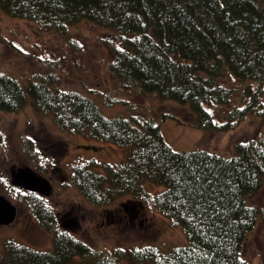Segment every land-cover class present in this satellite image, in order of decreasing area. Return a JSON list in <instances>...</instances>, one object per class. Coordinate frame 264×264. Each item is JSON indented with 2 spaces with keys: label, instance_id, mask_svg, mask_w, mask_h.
Segmentation results:
<instances>
[{
  "label": "trees",
  "instance_id": "obj_1",
  "mask_svg": "<svg viewBox=\"0 0 264 264\" xmlns=\"http://www.w3.org/2000/svg\"><path fill=\"white\" fill-rule=\"evenodd\" d=\"M0 10L47 30L64 31L82 19L116 30L122 46H112L108 68L121 88L178 101L194 126L228 131L249 115L264 125V0H0ZM99 95L108 104L128 103L110 92ZM29 98L59 126L127 148V160L106 163L105 172L93 168L95 160L74 167L75 185L89 202L144 198L184 226L187 242L166 251L97 249L59 227L45 197L12 185L17 198L29 195V208L54 240L45 250L8 240L0 264H246L242 244L258 221L264 225V202H256L264 189V131L237 142L230 156L176 150L153 117H107L83 92L44 79L24 88L0 72V109L17 111ZM33 166L47 172L39 161ZM146 182L165 188L151 195Z\"/></svg>",
  "mask_w": 264,
  "mask_h": 264
},
{
  "label": "rangeland",
  "instance_id": "obj_2",
  "mask_svg": "<svg viewBox=\"0 0 264 264\" xmlns=\"http://www.w3.org/2000/svg\"><path fill=\"white\" fill-rule=\"evenodd\" d=\"M121 39L116 30L88 19L67 24L64 31L47 30L33 20L0 10V72L17 79L24 88L31 80L44 79L63 90L83 92L94 99L107 117H153L176 150L205 148L230 156L235 154L237 142L264 131V125L254 115L247 116L232 130H204L192 124V113L176 100L159 99L156 93L145 94L138 87L123 90L122 81L108 68L114 57L112 46H122ZM100 92H110L116 98L123 96L128 103L108 104V97L102 98ZM25 103L13 112L0 109V192L18 208V218L0 224V252L8 240L42 250L53 246V233L29 208V195L20 192L21 198H17L18 191L11 183L12 168H35L38 161L47 167L44 176L50 179L51 191L43 197L56 214L57 225L92 247L129 250L157 245L166 251L187 242L184 226L172 222L144 198L126 194L103 205L89 202L75 185L74 167L95 160L99 165L93 168L105 172L106 163L127 160V148L61 127L52 113L36 112L31 98ZM172 112L177 114L165 115ZM144 185L151 195L165 188L164 184L153 182ZM256 197V202L263 203L264 189ZM72 218L75 225L62 227L65 219ZM263 227L258 221L242 244L240 250L246 264H264Z\"/></svg>",
  "mask_w": 264,
  "mask_h": 264
},
{
  "label": "water",
  "instance_id": "obj_3",
  "mask_svg": "<svg viewBox=\"0 0 264 264\" xmlns=\"http://www.w3.org/2000/svg\"><path fill=\"white\" fill-rule=\"evenodd\" d=\"M11 182L27 190L35 191L37 194L48 195L51 191L50 180L29 165L12 168ZM17 210V205L5 194L0 193V224L13 222L17 216ZM75 223V219L72 218L65 222V226Z\"/></svg>",
  "mask_w": 264,
  "mask_h": 264
},
{
  "label": "flooded vegetation",
  "instance_id": "obj_4",
  "mask_svg": "<svg viewBox=\"0 0 264 264\" xmlns=\"http://www.w3.org/2000/svg\"><path fill=\"white\" fill-rule=\"evenodd\" d=\"M128 208V207H127ZM135 214V213H134ZM134 214H130L131 216H133ZM67 221V219H65L64 221H63V223H65ZM75 225V224H74Z\"/></svg>",
  "mask_w": 264,
  "mask_h": 264
}]
</instances>
